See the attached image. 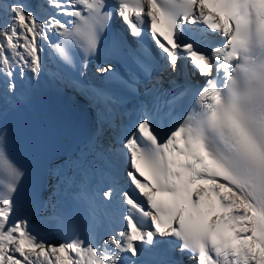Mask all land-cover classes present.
Listing matches in <instances>:
<instances>
[{"label": "snow or ice", "instance_id": "6c2138e0", "mask_svg": "<svg viewBox=\"0 0 264 264\" xmlns=\"http://www.w3.org/2000/svg\"><path fill=\"white\" fill-rule=\"evenodd\" d=\"M114 14L136 42L112 35L126 58L115 79L127 96L143 85L146 97L124 125L127 97L79 79ZM41 74L88 91L99 109L94 141L72 162L86 224L67 220L71 235L54 243L16 215L25 173L0 131V264H264V0H0V93L15 96ZM116 214L120 227L108 230Z\"/></svg>", "mask_w": 264, "mask_h": 264}, {"label": "bare ground", "instance_id": "6f19581e", "mask_svg": "<svg viewBox=\"0 0 264 264\" xmlns=\"http://www.w3.org/2000/svg\"><path fill=\"white\" fill-rule=\"evenodd\" d=\"M24 2L31 4L33 8H36L37 4L39 3L36 0H24ZM2 98L3 97H0V100ZM123 117L124 115L121 114L120 118ZM81 153L74 159H63L60 157V152L58 153L49 150V152L43 158H41V161L38 165L30 167L27 171L24 172L25 175L21 181V183L23 184L39 183L40 179L37 177V172L40 173V170L41 174L46 173L48 178L47 190L45 192L46 205L44 208H36L31 206L25 198L26 194H23V197L18 198L16 215L18 217L28 219L30 225L39 234V236L40 227L44 223H47L48 221L53 219L52 208H54V204L57 203L59 188L60 186H62L64 178L67 177L75 168L72 165V162L75 161L81 155ZM48 241L54 242V240ZM56 243H59V241H57Z\"/></svg>", "mask_w": 264, "mask_h": 264}]
</instances>
